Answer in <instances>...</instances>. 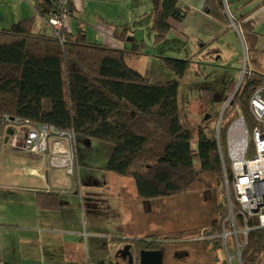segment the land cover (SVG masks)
Wrapping results in <instances>:
<instances>
[{
    "label": "trees",
    "instance_id": "obj_1",
    "mask_svg": "<svg viewBox=\"0 0 264 264\" xmlns=\"http://www.w3.org/2000/svg\"><path fill=\"white\" fill-rule=\"evenodd\" d=\"M240 1L232 2V8L226 2L241 34L247 66L240 86L237 88V83L232 81L226 89L230 101L217 130L221 109L198 125L182 114L185 112L180 107L179 83L192 63L190 56L159 58L174 78L150 82L126 62L127 56L148 55L146 50L151 48L144 39L137 41L135 32L128 27L115 26L116 42L120 46L128 44V49L96 43L80 30V23L73 16V4L69 20L76 25L74 32L66 28L57 34L47 24L44 26L49 28L48 32H33L35 17L0 29V139H4L8 126L17 131L11 121L16 119L27 126L46 125L60 132L72 131L79 141L101 143L108 150L105 171L132 178L137 195L145 201L177 196L201 175H209L206 178L215 179L221 186V203L208 233L231 231L225 220L228 215L225 182L231 189L232 177L226 154V132L241 115L251 149L253 120L248 101L254 90L264 86V73L258 71L256 59H261L258 55L264 51L257 49L260 36L248 19L255 8L245 10L247 3L238 7ZM177 2L158 0L153 13L152 46L167 40L172 30L169 20H186V13ZM33 8L39 18L48 21L54 14V1L37 0ZM204 12L223 24L225 31L231 29L222 0H207ZM218 38L205 44L200 52L213 46ZM208 110L209 100L203 94L197 116L203 118ZM35 196L39 209L57 207L54 193L39 192ZM241 260L242 264H264V230L257 229L248 235Z\"/></svg>",
    "mask_w": 264,
    "mask_h": 264
},
{
    "label": "crops",
    "instance_id": "obj_2",
    "mask_svg": "<svg viewBox=\"0 0 264 264\" xmlns=\"http://www.w3.org/2000/svg\"><path fill=\"white\" fill-rule=\"evenodd\" d=\"M21 1H26L27 7L17 9L15 11L16 14L10 16L11 12H9V9H12L10 6L11 2H16L19 6L20 4H24ZM36 1L37 0H0V16L2 17L0 19V26L6 25V27H9L21 19L35 17V19L37 18L34 25L36 30L35 32H48L47 29L42 27V24L44 25L43 19L39 18V16L34 11L33 6ZM153 1L154 10L155 7H157L158 0ZM206 1L207 0H178L177 6L186 13V16L201 14L205 16L207 20H210L211 17L204 12V5ZM222 1H224L223 5L225 8V3H227V0ZM253 2L254 4L251 6V8H247L246 5L245 10H251L252 8H255V10L249 15L248 19L253 22L255 31L260 36L256 47L259 48H257L258 50H261L262 46L264 47V45H262L264 42V2L263 0H253ZM138 10L140 14L141 8H138ZM28 12L29 15L32 16H26ZM73 13V16L79 23L80 21L85 20L86 9L81 0H75ZM197 17L194 16V20L197 19ZM205 20L206 19H198V21H195L198 23L205 22ZM213 21L215 22L214 30L218 31L217 34L214 35L212 32H210L212 33V36H208V38H206V36L201 37L198 40L192 38V41H190V39L191 36H194V34L193 32H189V29H187V26L189 28V26L192 24H190L187 19L182 22H175L171 19L169 20V23L172 26L171 32L174 31V34L176 35L180 34L183 39L186 40V42L190 41L198 43V52H200V48H203L205 44L211 42L215 37H219L213 46H210L205 51L203 50L200 52L201 54H199L202 57H209L210 59H213L214 62H216L217 58L222 59L228 55V53L225 54V50L223 48H217L224 35L234 31L238 35L242 47H244V44L241 35L237 33L233 26H230V30L225 31V26L223 24L215 19H213ZM229 22L231 25L230 19ZM67 23L70 31L73 32L77 30L73 21L68 19ZM193 26L194 27H192V29L196 27V25ZM113 27H115L113 24L101 20L97 22V25L93 24L91 26L92 33L94 34L92 41L99 44L108 45L115 49H128V44H124L122 46L118 45V43L117 46L110 45L112 42L110 40H115L113 36ZM0 29H4V27ZM128 29L133 31L129 27ZM80 30L87 36L86 30H83L81 27ZM149 30L151 31L150 28ZM177 31H184L186 34ZM137 35L138 34L136 33L134 34V37L137 41L144 39V37H140L138 39ZM105 37H108V39H105ZM126 41L129 42L130 39L127 37ZM224 43L226 44L225 41ZM243 49L245 50V48ZM211 50H214V52L212 53ZM164 69L169 72L166 68ZM241 74L242 72H240V76ZM239 80L236 82V85H238ZM229 83L225 84L224 95H227L226 89L228 88ZM203 94L207 95L205 91L203 93H199L198 103L200 96ZM225 97L227 99L225 100L226 102L220 103L221 111L225 105L226 107L228 106L227 102L230 98L227 96ZM238 112L239 110H237V113ZM240 116L241 115H239L237 119H239ZM80 143L81 141L76 139V161L79 171L77 177H70L63 169L52 167L49 164L47 158H40L32 154L19 153L10 149L4 144L0 145V176L3 175L6 177V179H15L17 176L25 174L30 175L32 178V182L24 181V185L17 186L8 184L6 179L0 180V203H2L0 205L4 204L7 206L2 208L1 213L3 216L0 217V264H55L59 260L57 257L58 254L60 256H64L65 264H104V261L101 258L102 253L106 252L107 255L110 254V252H113L114 246V242L109 243L105 241L106 238L116 239V242H122L129 241L131 239L141 240L150 236L154 237L155 234L141 238H133L132 234L135 233L133 232L134 230L128 228L127 225L123 227L124 223H131L135 217V213L129 205H125L124 208L121 206L114 207V210L111 212L108 210L109 205H107L106 200L104 201L102 194L104 189H107L108 183L111 184L117 193H120V189L122 188L115 186V184L111 181L110 176H113L114 174L106 173L104 174L105 180L101 181L99 179L98 174L100 172L95 170L93 166L91 167L92 160L89 162L90 160L81 156V150L79 147ZM84 144L87 147L91 145L90 142L86 141ZM100 150L102 151L106 149L103 147V149ZM103 152L104 151L100 152V154ZM97 154L99 153H95V156ZM87 163L89 164L87 165ZM81 166L85 168L81 169ZM78 181L80 182V187L75 186ZM86 185L90 188L89 192H86ZM81 187L83 188L84 193L86 192L89 194L87 198H91V203L89 206L81 207V204L79 203V200L83 198ZM79 188L80 190H78ZM39 192H52L57 195V209H39L35 203V195ZM124 210L126 212L130 211L132 216H129ZM87 212L91 213L90 218L85 215ZM104 226L107 227V229L104 230L106 234H98V227L103 228ZM126 230L129 232L132 230L129 236L125 235L126 232L124 231ZM84 235L86 236L84 237ZM163 238L165 237H155L156 240ZM164 244L165 243L160 241L159 246L162 247ZM172 247V249L175 251L188 250L190 245L185 244L184 247L181 248H176L175 245ZM191 248L200 252L204 250L205 253H208L206 250L207 247L204 245L203 248ZM87 253H89V255ZM99 253L100 256H98ZM207 257H209V259H204V262L208 260V264H216L211 252L210 254H207ZM113 261L114 257L111 258L110 264H113ZM61 264H64V262H61Z\"/></svg>",
    "mask_w": 264,
    "mask_h": 264
},
{
    "label": "rangeland",
    "instance_id": "obj_3",
    "mask_svg": "<svg viewBox=\"0 0 264 264\" xmlns=\"http://www.w3.org/2000/svg\"><path fill=\"white\" fill-rule=\"evenodd\" d=\"M86 9L85 20L83 21V26L80 25L83 30H86L87 38L92 40L94 34L92 33L91 26L93 24L97 25V22L104 21L113 24V26H123L129 27L132 32H135L137 38L144 37V41L151 49L146 50L148 55L135 57H127L126 62L129 67L137 70L142 76L146 77L150 82H167L173 80L172 74L167 72L159 60L161 57L182 59L184 56L191 57V64L184 79L181 80L179 85V102L180 107L184 116L187 114V119L192 123L198 125L202 120H207L212 112H215L221 109L220 103H225L227 100L226 95H224L225 84L234 81L238 82L240 78L241 67L244 62V52L245 50L241 45V41L238 35L231 31L227 35L222 37V41L219 42L217 48H223L225 54L228 53L227 57L217 58V61L214 62L213 59L209 57H202L199 55L197 50L198 43L190 42L193 39H200L201 37L208 38L218 33L214 30V21L212 18L207 20V18L201 14L194 16L198 19H206L205 22H196L194 16H186L188 22L192 25L187 26L189 32H193L194 36H191L189 42L183 39L180 34H174L172 31L168 36L166 41H163L160 44H155L152 46V22H153V13H154V1L153 0H81ZM145 1V3H144ZM228 1V0H227ZM235 0H229L231 4ZM24 4L12 3L10 4L12 9H9L11 15H15L17 9L27 7L26 1H21ZM243 3L248 2L247 8H251L254 4L253 0H243ZM232 8V4L230 5ZM242 5V4H241ZM138 8H141V13L139 14ZM27 9V8H26ZM248 10V9H247ZM28 11V10H27ZM26 16L29 15V12ZM2 17L0 16V19ZM37 19V18H36ZM151 25V26H150ZM193 25H196L195 28ZM8 28L6 25H1L0 28ZM43 28L47 27L43 25ZM151 29V31L149 30ZM49 30V28L47 29ZM35 27H33V32H35ZM180 33H185L184 31H177ZM212 32V33H210ZM186 34V33H185ZM86 35V34H85ZM108 37H105V39ZM110 43L111 46H117V42L113 39ZM150 41V42H148ZM226 42V44L224 43ZM196 43V44H195ZM264 45V42L262 43ZM258 48V47H257ZM259 49V48H258ZM264 47L262 46V49ZM213 53L214 50H211ZM246 54V52H245ZM152 56V57H151ZM261 59L256 58L259 61L258 71L264 73V54L258 55ZM212 58V57H211ZM212 60V61H211ZM254 65L256 62L253 63ZM207 93L209 103V110L207 114L203 115V118L197 116L198 113V95L203 92ZM220 101V102H217ZM224 106V105H223ZM203 114V113H202ZM233 123V122H232ZM231 123V124H232ZM230 124V125H231ZM195 125V126H196ZM213 126H210L209 129H212ZM17 133L19 136L22 134L19 132L22 127H16ZM217 130V125L215 126ZM83 142V143H82ZM85 141H81L79 147L81 150V156L87 158L91 162L95 170L100 172L98 174L101 181L105 180L106 173H109L101 168L104 166L105 161L108 160V150L107 148L96 141H90L91 145L89 147L85 146ZM196 145V138L192 139L193 148ZM105 147L106 150L102 154L100 149ZM95 153H99L95 156ZM80 156V158H81ZM107 158V159H106ZM105 159V161H104ZM89 163H87L88 165ZM196 165V161L194 160ZM81 169L84 167L81 166ZM112 174V173H111ZM209 175H201L192 185L187 189V192L181 196H176L172 198H157L150 201H145L139 198L136 193V187L132 178L121 177V176H110L111 181L115 186L121 187L120 193L115 192L114 188L108 183L107 189L103 191V199L106 200L107 205H109L108 210L111 212L114 210V207H125L129 205L134 211V220L131 223H124L128 228L134 230L132 234L133 238H141L155 234L158 238L162 237H176L182 235V239H178L175 242L176 248L184 247L182 240L189 238V231L192 229L199 228V226H207L213 224L215 216L218 215V204L221 203L219 197V190L221 186L218 185V182L209 180ZM6 177L3 175L0 176V180H5ZM32 182L30 175L22 174L17 176L15 179L7 178L6 182L10 185H24L25 182ZM83 187V186H82ZM81 187L82 197L87 198L89 194L86 192L90 191V188L86 185V192H83ZM88 188V189H87ZM88 190V191H87ZM79 198V197H78ZM120 198V199H119ZM2 204V203H0ZM7 207L6 205H0V217H2L1 210L2 208ZM125 211V210H124ZM129 216H132V213L126 212ZM87 217H91V213H85ZM107 227L103 228L98 227V234H106L104 230ZM131 230V231H132ZM130 231V232H131ZM125 235L129 236L130 232L128 230ZM188 235V236H187ZM230 235V234H229ZM216 236V235H215ZM163 240V239H160ZM104 241V240H103ZM105 241L109 243L114 242L113 252L107 255L106 252L102 253L101 258L104 261V264H110L111 258H113L114 251L121 246V242H116V239L106 238ZM106 245V244H105ZM209 247L211 249V255L216 264H227V255L221 244L210 243ZM233 240L231 236H228V246L227 251L232 255L235 250L233 249ZM106 249V248H105ZM51 252L50 250H48ZM89 255V253H87ZM100 256V253L98 254ZM58 261L55 264H65L64 256L58 254ZM85 259V258H84ZM91 259V256H90ZM88 260V258H87ZM189 262L188 259H184ZM86 264V263H85ZM101 264V263H100ZM195 264V263H193ZM208 264V263H206ZM236 264V262H233Z\"/></svg>",
    "mask_w": 264,
    "mask_h": 264
},
{
    "label": "built area",
    "instance_id": "obj_4",
    "mask_svg": "<svg viewBox=\"0 0 264 264\" xmlns=\"http://www.w3.org/2000/svg\"><path fill=\"white\" fill-rule=\"evenodd\" d=\"M73 0H54V14L48 19V23L59 34L65 24V18L69 13V6ZM59 36V35H58ZM60 37V36H59ZM63 42V39H60ZM264 87L254 90L250 99V112L254 125L251 129L254 154L247 159L245 156L248 148V129L240 116L231 128L241 123L244 131L242 140L239 136L231 135V128L226 134V154L231 165V189L225 182L226 205L228 215L226 221L231 225V231L225 230L212 235L209 238H217L223 245L227 255V264H240L241 254L247 243L248 235L255 230H264ZM228 100L227 104L229 103ZM56 137L69 140L73 144V135L56 133L47 126L31 128L24 137H12L10 142L18 143L26 154L41 155L48 150L47 142L57 147L50 152V160L56 166L69 168L72 165L73 152L69 148L60 146ZM65 156V158H63ZM63 158V161H61ZM68 158H70L68 160ZM71 173V168L68 171ZM226 181V179H225ZM239 218L243 225L242 230L236 231L235 222ZM230 234V235H229ZM228 236L232 237L235 252L230 255L227 251ZM242 237L244 244L239 242Z\"/></svg>",
    "mask_w": 264,
    "mask_h": 264
},
{
    "label": "bare ground",
    "instance_id": "obj_5",
    "mask_svg": "<svg viewBox=\"0 0 264 264\" xmlns=\"http://www.w3.org/2000/svg\"><path fill=\"white\" fill-rule=\"evenodd\" d=\"M54 1V0H53ZM223 3H224V1H223ZM246 3H248V2H245V3H243L242 2V0L240 1V6L242 7L244 4H246ZM73 4H75V0H73L72 1V3L70 4V6H69V13H68V15L66 16V18H65V24H64V26H63V28H62V30H61V32L60 33H62L63 31H64V29H66V28H68V23H67V20L69 19V15H70V11H71V5H73ZM242 4V5H241ZM54 6H55V3H54ZM240 6H238V7H240ZM225 10H226V13H227V16H228V18L230 19V21H231V26H233V28L237 31V33L239 34V35H241L240 34V31H239V28H238V26L233 22V20H232V18L230 17V15H229V12H228V7H227V3H225ZM44 21V20H43ZM46 22V23H45ZM83 21H80V25H82L83 26ZM42 24V23H41ZM45 24H47L50 28H51V30H53V31H55L54 30V28L48 23V21H44V25ZM42 27H43V24H42ZM69 29V28H68ZM76 30V29H75ZM74 32V31H73ZM63 41H64V39H63ZM246 66H247V57H246V54L244 53V62H243V66L241 67V72L243 73V76H244V74H245V71H246ZM240 86V85H239ZM238 86V87H239ZM237 87V88H238ZM262 87H264V86H260L259 88H262ZM259 88H257V89H259ZM253 94V93H252ZM252 94H251V97H252ZM263 97H264V92H263ZM251 97H250V99H251ZM250 99H249V101H248V109H249V113H250V115H251V117H252V114H251V112H250ZM252 120H254L253 119V117H252ZM13 123H14V125H15V127H22L21 128V130H19V132L22 134L21 136H19V134L17 133V131H15V130H13L10 126H8V127H6V132H5V137H4V139L3 140H5L6 139V137H7V132L8 133H10L11 132V134H10V136H8V138H7V141H3L2 139H0V145H6V146H8L10 149H12V150H14V151H17V152H19V153H24L22 150H21V148H20V146H19V144L18 143H15V142H10L11 141V138L14 136V137H16V138H18V137H24L25 135H26V133L31 129V128H36V127H33V126H27V125H25L22 121H20V120H16V119H12L11 120ZM235 122V121H234ZM234 122L231 124V125H229L228 126V129H227V132H228V130L231 128V126L234 124ZM253 125H254V121H253ZM39 126H46V125H39ZM39 126H37V127H39ZM217 126H218V128H219V126H220V123L218 124L217 123ZM47 127H49V126H47ZM253 127V126H252ZM49 128H51L54 132H56V133H64V134H72L73 135V139H74V141H73V144H70L69 143V140L67 139V140H65L64 138H58V137H56V142H58V141H60V146H62V147H64V148H70L71 149V151L73 152V157H72V165L69 167V168H66V167H61V166H56V165H54L52 162H51V160H50V152L51 151H53L54 149H56L57 147H55L54 145H52L50 142H47V145H48V150H47V152L45 153V154H41V155H34V156H38V157H40V158H47V160H48V162H49V164L52 166V167H55V168H59V169H63L65 172H66V174L68 175V176H70V177H77L78 176V173H79V171H78V165H77V161H76V155H77V146H76V139H77V137H76V135L74 134V132H60V131H56V130H54L52 127H49ZM226 132V133H227ZM230 132H231V135H234V136H239V138L238 139H240V140H242V138H243V136H244V131H243V127H242V124L241 123H237V124H235L232 128H231V130H230ZM253 140H252V145H251V149H250V155H248L249 154V152H248V154L245 156L247 159H249V158H251V156L254 154V148H253ZM63 158H65V156H63ZM63 158H62V160L61 161H63ZM70 158H68V160H69ZM107 162V161H106ZM105 166H106V163H105V165L103 166V168H101V169H103V170H105ZM83 167V166H82ZM230 167H231V165H230ZM71 168V173H69L68 171H69V169ZM85 168V167H84ZM75 186H78V187H80V182L78 181V183H76V185ZM98 188H100V187H98ZM188 189V188H187ZM78 190H80V188L78 189ZM187 192V190H185V191H183V192H181V193H178L177 194V196L179 195V196H181V195H183V194H185ZM173 196H169L168 198H172ZM174 197H176V196H174ZM79 203L81 204V207H84V206H89L90 205V203H91V198H82V199H80L79 200ZM219 205V204H218ZM227 206V205H226ZM47 208H49V207H47ZM50 208H53V209H57V207L56 208H54V207H50ZM49 208V209H50ZM44 210V209H43ZM239 220V226H237L236 225V222H235V228H236V231H240V230H242V228H243V225H242V223H241V220L239 219V218H237L236 219V221H238ZM201 226H199V228H200ZM199 228H196V229H192V230H190L189 231V237L190 236H192L193 235V237L194 238H204L203 236L204 235H202V234H199ZM187 235V236H188ZM86 235H84V237H85ZM179 236V238H181L182 239V235H178ZM178 236H176V237H165V238H163V240L164 239H167V240H172V241H177L179 238H178ZM154 237H157V235H154ZM243 238L242 237H239V242H242L241 240H242ZM180 240V239H179ZM188 240V238H185L184 240H182V242L183 243H186V241ZM122 244V246H124L125 244H127L126 243V241H122L121 242ZM210 243H213L212 242V240H210L209 241V244ZM120 249H121V247H119L117 250L118 251H120ZM128 246L127 247H125L122 251H125V252H127L128 253ZM145 252V251H144ZM148 252H153V251H148ZM154 252H160L159 250H156V251H154ZM205 252V251H204ZM161 253V252H160ZM240 264H242V262L240 261Z\"/></svg>",
    "mask_w": 264,
    "mask_h": 264
},
{
    "label": "flooded vegetation",
    "instance_id": "obj_6",
    "mask_svg": "<svg viewBox=\"0 0 264 264\" xmlns=\"http://www.w3.org/2000/svg\"><path fill=\"white\" fill-rule=\"evenodd\" d=\"M211 225L209 227L207 226H201L199 228V234L204 235V238H194L193 235L188 238L186 243L184 245H190V248L188 250H173L172 246L175 245V241L172 240H156L155 237H146L141 240H129L126 241L127 244L124 246H120V251L116 250L113 254L114 261L113 264H140V251H156L159 250L161 252L162 257V264H206L208 263V260L204 262V259H209L207 257V254H210L211 249L209 247V241L211 237V234L208 233L211 229ZM160 241L162 243H165L164 245L159 246ZM203 245L207 247V252L205 253L204 250L201 252L192 249L191 247H202ZM128 246V253L125 251H122L125 247ZM192 252V253H191ZM184 259H188L189 262H187Z\"/></svg>",
    "mask_w": 264,
    "mask_h": 264
},
{
    "label": "water",
    "instance_id": "obj_7",
    "mask_svg": "<svg viewBox=\"0 0 264 264\" xmlns=\"http://www.w3.org/2000/svg\"><path fill=\"white\" fill-rule=\"evenodd\" d=\"M242 77H243V73L240 76V80L239 83L237 85V87L240 85L241 81H242ZM226 105L223 107L221 114H220V118L222 116L223 111L225 110ZM220 118L218 121V124L220 123ZM218 128V126H217ZM11 132L8 133L7 132V137L4 141H7L8 136H10ZM140 255V264H162V257H161V253L160 252H143L140 251L139 252Z\"/></svg>",
    "mask_w": 264,
    "mask_h": 264
},
{
    "label": "clouds",
    "instance_id": "obj_8",
    "mask_svg": "<svg viewBox=\"0 0 264 264\" xmlns=\"http://www.w3.org/2000/svg\"><path fill=\"white\" fill-rule=\"evenodd\" d=\"M212 235H217V233H212V234H211V236H212ZM210 240H212V242H213V241H217V242H218V244L221 246V244H220V242L218 241V239H217V238H213V239H212V238H210Z\"/></svg>",
    "mask_w": 264,
    "mask_h": 264
}]
</instances>
